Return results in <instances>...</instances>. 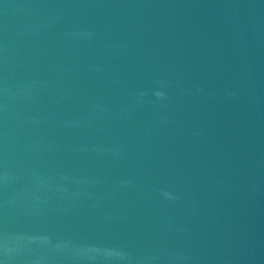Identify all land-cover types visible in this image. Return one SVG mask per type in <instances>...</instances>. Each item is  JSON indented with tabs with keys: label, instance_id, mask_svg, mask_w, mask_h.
<instances>
[{
	"label": "water",
	"instance_id": "water-1",
	"mask_svg": "<svg viewBox=\"0 0 264 264\" xmlns=\"http://www.w3.org/2000/svg\"><path fill=\"white\" fill-rule=\"evenodd\" d=\"M0 264H264V0H0Z\"/></svg>",
	"mask_w": 264,
	"mask_h": 264
}]
</instances>
